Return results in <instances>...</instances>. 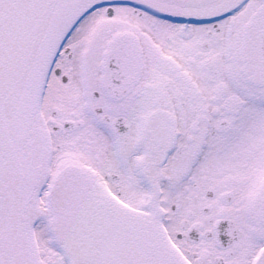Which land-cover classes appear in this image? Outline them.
<instances>
[{
    "label": "flooded vegetation",
    "instance_id": "1",
    "mask_svg": "<svg viewBox=\"0 0 264 264\" xmlns=\"http://www.w3.org/2000/svg\"><path fill=\"white\" fill-rule=\"evenodd\" d=\"M185 28L102 5L56 57L21 153L82 166L189 264H254L264 245V0Z\"/></svg>",
    "mask_w": 264,
    "mask_h": 264
},
{
    "label": "water",
    "instance_id": "2",
    "mask_svg": "<svg viewBox=\"0 0 264 264\" xmlns=\"http://www.w3.org/2000/svg\"><path fill=\"white\" fill-rule=\"evenodd\" d=\"M156 2L188 14L210 13L231 0ZM75 3L0 0V264H38L23 219L31 176L15 156L8 126L17 119L32 74L43 64V53L54 44L47 37ZM51 202L52 229L70 264H181L151 223L96 194L76 167H66L57 176Z\"/></svg>",
    "mask_w": 264,
    "mask_h": 264
},
{
    "label": "bare ground",
    "instance_id": "3",
    "mask_svg": "<svg viewBox=\"0 0 264 264\" xmlns=\"http://www.w3.org/2000/svg\"><path fill=\"white\" fill-rule=\"evenodd\" d=\"M73 37L74 35L71 37V39ZM47 189H48V185H45V187H43L41 192L45 194L47 192ZM30 215H31V224L33 229L35 230L36 228H38L41 225H44L47 222L49 216V209L40 206L39 202L37 201L36 203H34Z\"/></svg>",
    "mask_w": 264,
    "mask_h": 264
},
{
    "label": "rangeland",
    "instance_id": "4",
    "mask_svg": "<svg viewBox=\"0 0 264 264\" xmlns=\"http://www.w3.org/2000/svg\"><path fill=\"white\" fill-rule=\"evenodd\" d=\"M42 200H43V202L44 203H46V195H42ZM37 231V230H36ZM45 231V232H44ZM43 234L42 235H45L46 236V238H45V240H46V244L44 245V246H46V245H50V246H55V244H54V242H53V240H51L52 239V236L46 231V230H43ZM38 245L40 246V248H41V252H46L45 250H42V243H41V241H40V238H39V242H38ZM44 249V248H43ZM54 249V248H53ZM46 250H48V248L46 249ZM45 257L46 258H48V256L45 254V255H42V258L44 259V260H46L45 259ZM51 256H49V258H50ZM56 260H58V264H65V261H64V258H62V256H60V255H58L57 257H56Z\"/></svg>",
    "mask_w": 264,
    "mask_h": 264
}]
</instances>
